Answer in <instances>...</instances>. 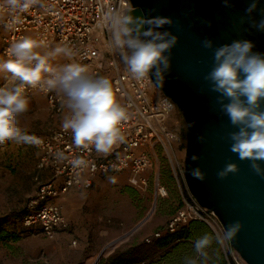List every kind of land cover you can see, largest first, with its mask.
Segmentation results:
<instances>
[{"label":"built area","instance_id":"obj_1","mask_svg":"<svg viewBox=\"0 0 264 264\" xmlns=\"http://www.w3.org/2000/svg\"><path fill=\"white\" fill-rule=\"evenodd\" d=\"M40 4L43 6H33L26 12H12L4 5V0H0V53L8 59V48L23 37L38 41L41 44L38 52H50L56 46L67 45L73 50V62L66 64L79 63L88 68L90 75L109 78L129 118L121 126L125 141L107 156L97 153L91 145L87 148L75 146L71 131H65L62 122L48 135L34 137L33 145L40 153L34 178L38 189L25 224L38 225L47 238L55 239L59 233L71 228L59 199L72 192L88 193L99 178L111 174L129 173L132 186L146 189L150 180L148 173L153 171L158 157L162 156L170 164L175 184L187 195L183 207L169 219L166 233L176 234L192 222L206 224L215 236L226 230L219 217L203 208L188 189L186 157L180 156L184 139L180 130L172 126V119L179 111L177 105L157 87L154 90L150 74L149 79H134L126 70L119 49L113 46V33L104 19L105 14L109 11L125 12L132 8L131 1L40 0ZM49 63L59 67L53 59ZM35 92L47 97L52 120L67 114L61 95L39 86L26 87L24 95L27 97ZM58 152H62L65 159H57ZM74 159L85 163L79 168L73 167ZM159 178L158 171L156 194L166 199L169 190ZM161 237L162 233L158 232L145 242L152 245ZM219 246L228 264H245L236 255L232 241Z\"/></svg>","mask_w":264,"mask_h":264},{"label":"clouds","instance_id":"obj_2","mask_svg":"<svg viewBox=\"0 0 264 264\" xmlns=\"http://www.w3.org/2000/svg\"><path fill=\"white\" fill-rule=\"evenodd\" d=\"M4 5L12 12H26L40 5V0H4ZM256 8L255 0L246 10L251 13ZM109 11L105 21L113 33V46L120 51L126 70L137 81L155 77L158 86L163 85L164 74L171 69V50L179 37L169 31H157L164 25H172L170 18H134L128 14ZM149 25L147 30L144 26ZM254 27L264 30V19ZM206 49H213L208 39L202 41ZM41 44L31 37L15 41L7 50L6 60L0 61V73L10 74L12 86L0 87V144L9 140L34 143L35 138L20 127V117L29 110V100L24 95L26 87H41L55 91L62 96V106L67 114L62 119V128L71 131L75 146H94L97 153L109 155L115 146L125 141L122 123L129 118L127 109L118 101L112 81L107 77L92 76L88 68L79 63H68L53 67L49 61L63 55L71 58L73 50L67 45L57 46L51 52L41 55L37 49ZM252 42L234 41L213 49V67L204 77L210 83V90L218 93L220 111L228 116L232 126L238 131L228 133L230 151L238 154L241 160H250L251 169L264 178V54L254 53ZM167 53V54H166ZM228 101L225 103V101ZM199 143L205 137H197ZM59 160L65 159L62 152L56 154ZM201 157L192 155L193 161ZM81 159L72 161L73 167L84 165ZM239 171L235 163H227L217 172V177L226 179ZM193 178L203 182L206 173L200 167L191 169ZM115 183V177L110 178ZM243 228L240 221L232 222L215 240L223 245L232 241ZM213 237L205 234L197 239L195 252L203 260L207 259L206 249ZM185 264H197L196 259L186 258Z\"/></svg>","mask_w":264,"mask_h":264},{"label":"water","instance_id":"obj_3","mask_svg":"<svg viewBox=\"0 0 264 264\" xmlns=\"http://www.w3.org/2000/svg\"><path fill=\"white\" fill-rule=\"evenodd\" d=\"M130 1L132 11L128 14L134 18H170L172 25L156 30L179 37L171 50V69L164 74L163 85L158 86L150 75L155 86L177 105L187 124L185 169L190 193L219 217L225 229L240 221L243 228L232 240L236 255L245 264H264V178L251 169L250 160H241L230 151L228 133L238 128L220 111L219 94L212 92L204 79L213 67L215 48L247 40L253 43L254 53L264 54V30L253 26L264 19V0H255L251 13L246 10L254 0ZM148 27L145 25L144 30ZM205 39L212 42L213 49L203 47ZM261 107L264 109V100ZM200 135L205 137L204 143L197 141ZM194 154L201 158L193 161ZM229 162L237 164L239 171L219 179L217 172ZM258 163L264 167V161ZM195 167L206 173L203 182L191 176Z\"/></svg>","mask_w":264,"mask_h":264},{"label":"rangeland","instance_id":"obj_4","mask_svg":"<svg viewBox=\"0 0 264 264\" xmlns=\"http://www.w3.org/2000/svg\"><path fill=\"white\" fill-rule=\"evenodd\" d=\"M71 61L72 58L60 55L56 63L62 66ZM153 88L156 90L155 85ZM173 119L184 139L180 151L184 159L187 124L180 111ZM156 163L148 173L150 180L146 189L132 186L129 173L111 174L99 178L91 190L93 195L81 203L67 204L66 196L59 199L63 208L67 205L66 212L78 222L80 237L73 238L68 231L49 239L40 226L25 224L38 189L34 180L37 163L33 150L23 149L15 140L0 144V264H85L88 260L86 264H98V259L126 250L132 251L134 260L151 256L157 243L148 245L145 240L158 232L165 237L169 219L187 200L185 192L180 191L172 179L169 162L159 156ZM158 171L160 183L169 190L166 199L156 194ZM112 177L115 183L110 182ZM204 226L210 237L213 236L215 246L206 249V260L197 255V264L224 260L214 233L206 224ZM160 255L153 259L158 260Z\"/></svg>","mask_w":264,"mask_h":264},{"label":"trees","instance_id":"obj_5","mask_svg":"<svg viewBox=\"0 0 264 264\" xmlns=\"http://www.w3.org/2000/svg\"><path fill=\"white\" fill-rule=\"evenodd\" d=\"M185 136V135H184ZM186 139V136H185ZM205 234L210 236L208 229L200 222H192L183 227L179 232L173 235L167 234L158 239L155 245V251L151 256L134 260L132 251H117L107 259H101L98 264H185L186 258L196 259L195 242ZM211 237H213L211 235ZM215 243L212 240L211 246ZM161 254L158 260L153 257ZM212 264H228L225 259L219 261L213 260Z\"/></svg>","mask_w":264,"mask_h":264},{"label":"crops","instance_id":"obj_6","mask_svg":"<svg viewBox=\"0 0 264 264\" xmlns=\"http://www.w3.org/2000/svg\"><path fill=\"white\" fill-rule=\"evenodd\" d=\"M56 47H54L52 50H54ZM39 53L41 55H43L47 52H45L43 50H39ZM3 60H6V58L4 56L0 55V61H3ZM53 60L56 63L57 56L55 58H53ZM64 64H66V63H64ZM6 85L8 87L12 86V82L10 81V74L0 73V87H4ZM27 98L29 100V110L20 117V127L24 131H26L27 134H29L33 137H35L37 135L46 136L49 134V132L51 131L52 128H55L61 124L65 113L63 115H61L57 120H52L50 118V108H49L48 100H47V97L45 95H43L42 93H39V92H35V93L31 94L30 96H27ZM174 122H175L174 119H172V126H175ZM19 145L22 146L23 149L31 148L35 154V161H36V163L38 162V160L40 158V153L38 152V150L35 149V147L32 143L19 142ZM92 195H93V191H90V192L85 193V194H78V193L72 192L66 196L65 201L67 204L68 203L72 204L74 202L76 203L78 201L81 203V202H83V200H87ZM66 208H67V205L65 208H63V210H64V214L68 218L69 223L71 225V228L69 230V232L72 233L71 237H73V238L74 237H80L79 236L80 233H79L78 222L74 218H72V216L69 215V213L66 212L67 211Z\"/></svg>","mask_w":264,"mask_h":264}]
</instances>
